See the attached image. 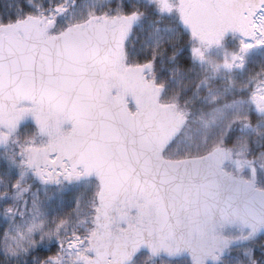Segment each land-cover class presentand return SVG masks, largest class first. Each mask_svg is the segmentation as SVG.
<instances>
[{
    "label": "snow or ice",
    "instance_id": "1",
    "mask_svg": "<svg viewBox=\"0 0 264 264\" xmlns=\"http://www.w3.org/2000/svg\"><path fill=\"white\" fill-rule=\"evenodd\" d=\"M97 2L0 9V264H264V0Z\"/></svg>",
    "mask_w": 264,
    "mask_h": 264
},
{
    "label": "trees",
    "instance_id": "2",
    "mask_svg": "<svg viewBox=\"0 0 264 264\" xmlns=\"http://www.w3.org/2000/svg\"><path fill=\"white\" fill-rule=\"evenodd\" d=\"M21 2L23 3L24 0H21ZM41 2V0H33V4H39ZM43 2L45 4L49 3V0H43ZM81 7L87 11L88 8H92L95 6H98V2L97 0H80ZM6 3H15V0H0V9H2L4 7V5ZM29 6L27 4H25V8L27 9ZM173 23L177 24V26L179 25L178 20L176 19V17L172 18ZM146 23V21L144 22ZM137 43H139V41H137ZM254 70H258V68H254ZM159 76L161 77H168V72L166 69L161 70L159 73ZM193 84L190 82V80L185 77L183 80L180 79V77H176L174 79H169L168 81V93H174V92H178V91H183L184 95L187 96L188 94H190L192 92V88H193ZM195 127V126H194ZM185 131L186 134H191L192 129H186Z\"/></svg>",
    "mask_w": 264,
    "mask_h": 264
},
{
    "label": "flooded vegetation",
    "instance_id": "3",
    "mask_svg": "<svg viewBox=\"0 0 264 264\" xmlns=\"http://www.w3.org/2000/svg\"><path fill=\"white\" fill-rule=\"evenodd\" d=\"M174 264H192L191 255H189L188 252L183 253L174 261Z\"/></svg>",
    "mask_w": 264,
    "mask_h": 264
},
{
    "label": "rangeland",
    "instance_id": "4",
    "mask_svg": "<svg viewBox=\"0 0 264 264\" xmlns=\"http://www.w3.org/2000/svg\"><path fill=\"white\" fill-rule=\"evenodd\" d=\"M222 51H217L216 53H214V55L216 56V57H220V56H222ZM186 132H188V131H186Z\"/></svg>",
    "mask_w": 264,
    "mask_h": 264
},
{
    "label": "water",
    "instance_id": "5",
    "mask_svg": "<svg viewBox=\"0 0 264 264\" xmlns=\"http://www.w3.org/2000/svg\"><path fill=\"white\" fill-rule=\"evenodd\" d=\"M188 254L190 255V253L188 252Z\"/></svg>",
    "mask_w": 264,
    "mask_h": 264
}]
</instances>
